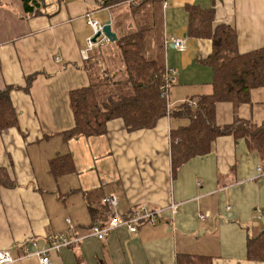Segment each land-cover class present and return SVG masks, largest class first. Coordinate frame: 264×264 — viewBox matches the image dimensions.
I'll return each instance as SVG.
<instances>
[{"label":"crops","instance_id":"0c3cea01","mask_svg":"<svg viewBox=\"0 0 264 264\" xmlns=\"http://www.w3.org/2000/svg\"><path fill=\"white\" fill-rule=\"evenodd\" d=\"M37 1L29 12L23 0H0V91L15 86L18 115V126L0 129V169L14 183L0 184V249L11 252V264H40L36 252L59 234L81 239L50 251V264H176L180 253L210 256L212 264H264L248 254V240L264 232V156L244 138L223 135L174 173L170 143L171 129L189 123L170 112L213 89L205 62L213 39L189 33L190 10L212 9V27H234L246 53L264 48V0ZM88 18L110 21L117 36L145 29L146 57L174 75L167 114L153 128L129 131L115 118L102 134L65 137L75 125L71 91L89 86L97 73H116L117 64L124 68L116 41L88 49ZM250 97L237 107L218 102L216 122L264 123V86ZM64 154L69 170L51 171L50 160ZM108 195L116 207L104 202ZM171 203L179 205L175 214ZM140 205L166 209L137 232L122 226L103 240L88 236L96 221L104 224L115 212L127 217Z\"/></svg>","mask_w":264,"mask_h":264},{"label":"trees","instance_id":"16d2710c","mask_svg":"<svg viewBox=\"0 0 264 264\" xmlns=\"http://www.w3.org/2000/svg\"><path fill=\"white\" fill-rule=\"evenodd\" d=\"M26 11L34 12L37 0H23ZM105 6L125 0H101ZM213 11L190 10L189 33L213 39L214 48L205 62L213 69V89L192 104L186 101L170 112L171 117H187L189 123L170 131L172 171L186 161L210 152L216 138L233 135L244 138L250 149L264 156V123L261 125L236 117L233 123L219 125L216 122V105L231 101L235 107L249 102L251 90L264 86V48L241 53L238 50L237 33L229 24L212 27ZM145 29L118 36L120 60L124 64L125 77L115 79L116 73H97L87 87L72 90L70 103L75 125L65 131V137L98 135L107 129L110 120L121 118L129 131L153 128L167 114V102L161 95L166 80V70L145 53ZM98 72V71H96ZM31 78L29 79L30 82ZM8 85L0 91V129L18 126V115L12 104ZM64 161H68L64 166ZM71 167L68 154L50 160L53 172L67 171ZM0 184L13 186L10 177L0 169ZM97 223V221L95 222ZM250 259L264 260V232L258 238L248 240ZM176 264H212L210 256L180 253Z\"/></svg>","mask_w":264,"mask_h":264},{"label":"built area","instance_id":"2783aa9c","mask_svg":"<svg viewBox=\"0 0 264 264\" xmlns=\"http://www.w3.org/2000/svg\"><path fill=\"white\" fill-rule=\"evenodd\" d=\"M88 22L91 25L93 29V35L90 36L87 39V47L88 49H94L97 46H100L105 41H109V38L105 35L104 32V26L105 24L100 22L97 19L94 18H88ZM100 34L96 40L93 38L95 35ZM172 43L175 47L178 49H184L185 44L181 39L172 38ZM86 57V55H84ZM175 77L171 74L170 70H166V80L163 86L161 87V95L163 98H165L167 102V107L169 108L168 104V91L169 88L174 84ZM195 103V102H194ZM258 171L261 175H264V168L259 166ZM104 202H106L111 207H116L118 201L116 196L114 195H108L104 198ZM178 204L177 203H171L169 205V208L173 214L178 212ZM166 208H150L146 205H140L138 206L129 216L123 217L120 213L115 212L108 222L102 224V223H94L91 226L90 232L88 236H95L100 240L105 239L110 232H112L117 227H126L130 232H137L138 228L142 224H149V225H155L163 212ZM205 215H201L202 219H205ZM69 223V229H72V225L70 224V219H67ZM78 236L75 238L68 237L64 234H59L55 236L52 239V242L49 244V246L45 249H41L36 252V255L39 258L40 264H50V251L52 250H59L62 246L70 245L76 240H80ZM15 261L14 257L12 256L11 252L7 249H0V264H11Z\"/></svg>","mask_w":264,"mask_h":264},{"label":"water","instance_id":"95a60500","mask_svg":"<svg viewBox=\"0 0 264 264\" xmlns=\"http://www.w3.org/2000/svg\"><path fill=\"white\" fill-rule=\"evenodd\" d=\"M104 32L110 41H116V39L118 38L117 34L112 30V26H111L110 21L105 24ZM99 35L100 34L98 33L97 35H95V37L93 39L96 40Z\"/></svg>","mask_w":264,"mask_h":264},{"label":"rangeland","instance_id":"374dc122","mask_svg":"<svg viewBox=\"0 0 264 264\" xmlns=\"http://www.w3.org/2000/svg\"><path fill=\"white\" fill-rule=\"evenodd\" d=\"M140 17H142V15L140 16ZM136 18H137V15H136ZM129 19H131V18H129ZM139 20H141V18H139L138 19V21ZM130 21V20H129ZM129 21H128V19H125L124 20V26L126 25H128L129 24ZM127 28V27H126ZM128 30V29H127ZM131 31V30H130ZM116 70L118 71V73H117V77L118 78H120V79H122V78H124L125 77V71H124V69L119 65V64H117V68H116Z\"/></svg>","mask_w":264,"mask_h":264}]
</instances>
